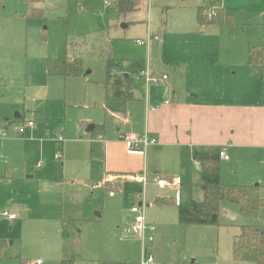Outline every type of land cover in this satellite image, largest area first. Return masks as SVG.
Listing matches in <instances>:
<instances>
[{
  "label": "rangeland",
  "instance_id": "374dc122",
  "mask_svg": "<svg viewBox=\"0 0 264 264\" xmlns=\"http://www.w3.org/2000/svg\"><path fill=\"white\" fill-rule=\"evenodd\" d=\"M34 5L43 12L42 18L26 21L15 18L22 11L18 0H0V119L18 112L36 124L33 133L27 132L28 141L19 139L13 126L6 129L8 139L0 143V156L5 158L0 163V239L8 244L0 251V264H61L63 222L94 219L97 214L96 223L68 227L72 240L68 248L74 250L76 263L141 264V243L123 231L132 207L143 200L148 222L157 227L156 264H251L233 256L234 237L246 221L241 217L231 220L222 212L217 226L181 225L178 187L159 189L150 183L144 192L142 185L123 178L94 187L124 172H117L121 170L113 164L114 170L109 168L102 155L90 154L88 130L82 123L105 125L108 143L117 139L118 129L122 131L123 115L118 119L102 107L109 51L121 60V70L113 75H131L140 62L145 67L149 62L157 77L166 73L172 79V64L190 65L192 71L194 56L199 60L213 45L224 50L242 42L264 48V0H148L140 10L121 17L104 0L83 11L75 0H42ZM219 9L232 14L233 27L201 23L200 14L209 18ZM16 21L21 22L18 38L13 31ZM151 35L159 40L150 47L137 43L147 42ZM71 55L83 60V76L47 75L48 58L69 61ZM133 91L136 97H145L146 87L137 81ZM134 103L144 113V106ZM61 134L63 142L58 141ZM164 161H169L166 173L177 177L178 155ZM37 163L43 164L41 170L34 169ZM159 165L146 168L150 182L160 176ZM195 191L200 200L202 190ZM157 197L171 198L174 205L158 207L153 204ZM222 206L239 212L228 201ZM5 212L15 221L3 217ZM258 224L264 227V209Z\"/></svg>",
  "mask_w": 264,
  "mask_h": 264
},
{
  "label": "crops",
  "instance_id": "0c3cea01",
  "mask_svg": "<svg viewBox=\"0 0 264 264\" xmlns=\"http://www.w3.org/2000/svg\"><path fill=\"white\" fill-rule=\"evenodd\" d=\"M31 1L34 0H29L28 4H25L23 0H18L22 5V11L16 12V19L29 21L30 19L24 17L25 11L28 8L40 10L37 5H34L40 1ZM146 4H148V0L146 3L144 2L143 6H146ZM107 8L112 10V6ZM226 13L228 12L226 11ZM14 28V37L18 38L21 22H14ZM211 47L210 53L201 54L199 60H197L199 57L194 56L192 71L189 70L190 65L181 68L177 64H172L174 78L170 79L168 74H162L169 77L167 81L168 93L153 86L147 87L142 83L146 87L145 97H136L133 84L131 91L134 99L129 103L125 114L113 113L106 109L104 92L102 107L106 113L114 114L117 118V115H123L121 117L122 131L118 129L117 139L108 143L104 137L105 127L104 134L101 135V141L99 142L100 137L97 139L98 153L100 156L102 155L103 161L109 164V168L113 164V166H116L115 170H121L117 172H124L122 176L112 175L105 181H108V183L112 179L122 181V178L126 179L127 176L146 173L145 170L149 164L153 165L156 162H160L161 174L159 175L176 178L170 175L169 171L166 173L169 161H164V159L170 155H178L180 168L177 177H180L182 148L221 147L229 156L228 160L221 159L222 183L228 185L259 184L261 195L264 198L262 193L264 192V72L254 70L249 64V52L250 50H256L262 52L264 66V48L253 47L250 44L244 45L242 42L235 43V45L230 44L224 50L215 45ZM72 59L74 57L71 55L69 60ZM152 67L157 74L156 67L153 64ZM144 68L145 65L143 66L140 62L138 70L131 75H125L133 78V74L136 75ZM85 76H88V74ZM228 86H231V90ZM166 100H170L169 105L164 104ZM135 101H139L144 106V113L139 108L140 105L134 103ZM158 105L161 107L156 109ZM26 120V115L16 112L11 117L1 118L0 128L6 130L15 126L18 129ZM97 125L102 126L103 124L82 123V128L88 130L86 136L89 138L91 155L92 143H94L92 138L93 127ZM34 130L28 131L33 133ZM145 132L154 137L157 143L149 147L144 155L128 154L125 145L120 140V135H140ZM30 137L27 136L24 140L28 141ZM7 139L0 140V143H4ZM99 155L97 157H100ZM60 158H63V155ZM0 163H5L4 156L0 158ZM38 164L34 165V169L41 170L43 164L39 168L37 167ZM111 169L114 170L113 167ZM146 191L144 190V192ZM225 210L226 208L222 206L221 214L225 212L231 220H238L241 217L240 210L239 212H237V209L232 208ZM130 217H132L131 213ZM99 218L100 216L97 214L94 219H68L63 222L62 227L65 226L68 235L65 238L62 233L64 245L61 261L68 256L76 259L74 250L71 249L70 251V247L68 248L69 244L72 243L68 227L72 225L88 226L96 223ZM260 218L261 214L255 221H249L241 217L242 220L246 221L240 226L254 224L260 227L258 224ZM73 223H77V225ZM80 227L77 229L79 235L82 232ZM79 238L80 236H78ZM37 264H42V262L38 261Z\"/></svg>",
  "mask_w": 264,
  "mask_h": 264
},
{
  "label": "trees",
  "instance_id": "16d2710c",
  "mask_svg": "<svg viewBox=\"0 0 264 264\" xmlns=\"http://www.w3.org/2000/svg\"><path fill=\"white\" fill-rule=\"evenodd\" d=\"M42 1V0H34ZM95 0H75L79 10L92 9ZM147 0H114L112 10L118 17L130 12L138 11ZM28 4L29 0H23ZM146 3V2H145ZM41 10L29 9L25 11L24 17L42 18ZM203 24H217L220 26H234V18L219 9L216 16L211 19L199 15ZM106 79L102 83L105 92V107L107 110L125 114L129 103L134 99L131 91L132 85L137 82L135 77L127 78L126 75H113L121 69V60L113 52H108ZM249 64L256 71L264 72L262 52L250 50ZM84 62L81 58L72 60L66 58H49L47 60V74L49 77L62 76L65 78L83 76ZM92 155L97 157L98 138L104 134L105 126L93 127ZM221 147H184L181 149V186L180 203L177 204L178 222L181 225L217 226L220 223L221 207L224 201L239 207L240 215L246 220L255 221L260 217L264 209V198L261 195V186L256 185H228L221 181ZM198 164V166H197ZM195 174L199 183H195ZM202 190V197L197 199L195 189ZM182 190V191H181ZM181 192L182 197H181ZM171 198L157 197L154 204L158 207L174 205ZM176 203V201H175ZM69 223V222H68ZM66 224V223H64ZM63 236L67 238V231L63 226ZM7 242L0 239V251L7 247ZM233 256L238 261L251 264H264V227L254 224L242 225L239 233L234 237L232 244ZM61 264H76L74 257H65ZM184 264V263H179Z\"/></svg>",
  "mask_w": 264,
  "mask_h": 264
},
{
  "label": "built area",
  "instance_id": "2783aa9c",
  "mask_svg": "<svg viewBox=\"0 0 264 264\" xmlns=\"http://www.w3.org/2000/svg\"><path fill=\"white\" fill-rule=\"evenodd\" d=\"M114 0H104V5L106 7L113 6ZM213 16H216V12L211 13L209 16V19H211ZM158 36H150L149 40L147 42L143 41H137L140 45H147L148 47L151 46V43L153 41H158ZM168 75H162L160 77H157L155 71L153 70L152 64L147 62V66L139 71L135 75V79L138 82L144 83L147 87L153 86L155 88L161 89L165 91L166 93L169 92L167 87V81H168ZM164 104L169 105L170 100H166ZM161 106H156V109L160 108ZM36 127L34 120H26L25 123L18 127L17 129V137L19 139H25L28 130H33ZM9 137L8 132L4 128H0V140L3 141ZM101 138V137H100ZM121 142L125 145V148L128 152V154L132 155H144L146 153V150L154 146L157 143V140L152 137L148 132H145L140 135H130V134H122L120 135ZM58 141L63 142L64 137L60 135L58 137ZM57 157L60 158V154H57ZM0 158H3L0 156ZM220 158L224 160H228L229 156L225 152V150H222L220 152ZM41 163L37 165V167H41ZM198 166V164H197ZM150 177L148 175L144 174H136V175H130L126 177V180H130L133 182H137L141 184L146 190L147 186L150 183H153L156 185L159 189H165L167 187H178L180 190L181 186V178H165L158 176L153 178V181L150 182ZM108 181H102L98 184H95L94 187L98 186H105ZM113 191L111 190V195ZM178 201L177 204L180 203V193L178 195ZM132 217L128 219L127 226L124 228V234L130 237H133V239H137L141 243L142 247V256H141V264H156L155 255L153 253V246L155 242V235L157 231V227L155 224L148 222L146 218V206L145 201L143 200L142 203H140L139 206H134L131 209ZM3 217L8 219L9 221H14L15 216L9 214L8 212H5L3 214Z\"/></svg>",
  "mask_w": 264,
  "mask_h": 264
},
{
  "label": "water",
  "instance_id": "95a60500",
  "mask_svg": "<svg viewBox=\"0 0 264 264\" xmlns=\"http://www.w3.org/2000/svg\"><path fill=\"white\" fill-rule=\"evenodd\" d=\"M90 72H88V74H89ZM126 77L128 78V76L126 75ZM98 216H100L99 214H98Z\"/></svg>",
  "mask_w": 264,
  "mask_h": 264
}]
</instances>
